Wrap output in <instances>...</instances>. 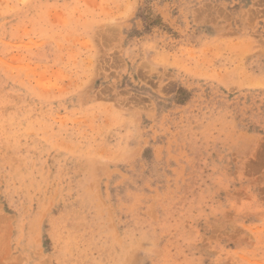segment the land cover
<instances>
[{
	"label": "rangeland",
	"instance_id": "rangeland-1",
	"mask_svg": "<svg viewBox=\"0 0 264 264\" xmlns=\"http://www.w3.org/2000/svg\"><path fill=\"white\" fill-rule=\"evenodd\" d=\"M0 264H264V0H0Z\"/></svg>",
	"mask_w": 264,
	"mask_h": 264
}]
</instances>
